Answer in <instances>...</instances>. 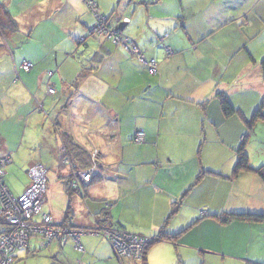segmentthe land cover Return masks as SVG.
<instances>
[{
    "label": "crops",
    "instance_id": "obj_1",
    "mask_svg": "<svg viewBox=\"0 0 264 264\" xmlns=\"http://www.w3.org/2000/svg\"><path fill=\"white\" fill-rule=\"evenodd\" d=\"M0 2L16 21L23 41L33 38L38 40L37 44L56 48L51 62L48 56V62L41 56L43 66L37 70V81L33 79V84L32 80L28 81L38 96L36 106L35 101L32 103V116L43 107L50 117L54 116L47 131L56 138L55 147L46 140L49 148H31L25 154L29 157L27 168L40 164L45 169V177L50 170L56 174V181L67 198L62 215L42 213L51 215L53 224L60 229V223L68 215L66 226L81 230L78 240L82 251L75 248L72 237L64 239L56 232L52 243L58 245L54 256L60 257V264H74L73 251L79 258L77 264L94 254L98 258L109 256L105 261L118 264L104 236L87 231L100 229L101 225L148 237L163 226L169 232L184 229L178 242L153 243L170 247L165 262L160 254L148 262V249L146 264H189L182 253L183 247L199 260L206 251L238 258L237 251L245 246L246 258L251 259L246 264L252 260L264 262L263 221L221 222L215 215L223 211H264V185L251 170L240 171L230 178L236 152L221 141L223 133L216 131L198 104L210 101L217 90L229 92L228 97L240 90L258 91L235 87L236 71L226 78L219 74L228 55L237 54L236 42L230 38L222 43L224 56L211 50L205 56L197 54L196 42L204 38L200 31L222 23L221 12L214 11V17L212 13L206 15L210 0H94L97 12L108 17L112 27L124 21L123 28L117 31L136 44L144 59L156 60L153 75L137 56L123 51L121 42H110L103 36L96 35L93 47L87 46L80 55L75 53L77 40L86 38V32L95 22L86 0ZM127 6L137 10L136 17L134 13H127ZM116 11L120 12L112 17ZM137 24L139 29L135 27ZM154 35L159 39L155 40ZM6 36L0 33L2 48L3 43L8 47L13 42ZM161 46L169 47L173 53L160 56ZM94 52L100 56L91 61ZM0 58L6 61L7 77L20 73L23 60L35 61L28 56L20 60L13 56ZM83 64L92 69L82 71ZM47 86L53 87L55 93L49 94ZM23 87L19 89L24 90ZM51 95H54V104L50 108L46 103ZM140 129L145 132V141L133 142L134 133ZM66 134L87 151L94 167L93 180H96L92 182L91 176L83 181L70 197L65 192L64 181L72 175L73 168H80L65 150L62 138ZM3 135H7L6 131ZM8 151H12L11 143L2 136L0 154H9ZM203 169L221 175L203 174L197 180ZM6 187L13 195L25 188L14 194ZM46 196L43 205L48 201ZM83 235H86V247L81 241Z\"/></svg>",
    "mask_w": 264,
    "mask_h": 264
},
{
    "label": "rangeland",
    "instance_id": "obj_2",
    "mask_svg": "<svg viewBox=\"0 0 264 264\" xmlns=\"http://www.w3.org/2000/svg\"><path fill=\"white\" fill-rule=\"evenodd\" d=\"M127 8V13H134L135 17L137 16V10H134V7L131 9V6H127ZM205 9L206 15L212 13L214 17V11H218L223 14V18H221L222 23L220 25L208 27L200 31L202 33L200 36L204 38L199 39L196 42L198 48L197 54L205 56V53L211 50L213 53L219 52L224 56V50L222 48L223 41L226 38H230L232 41L236 42V46L238 47L237 54L228 55L230 57L223 62L219 74L223 78H226L236 71L238 73V78L235 87L254 88L258 90L256 92H244L240 90L237 94L232 96V99L235 100L236 103H240L241 107L244 110L247 109V112L251 114L264 97V78L262 77L260 67V62L264 59V0H230V2L228 0H210ZM119 12L116 11L115 14H112V17H115ZM135 27L136 29H139L138 24ZM198 29L200 28L198 27ZM145 32L146 30L144 33ZM137 33H140V31L137 30ZM5 35H7L6 38L13 39V42L8 44V47L4 43L1 45L3 48L0 47V56H13L16 60L28 56L35 60L33 63L34 67L31 68L30 72H24L20 69V73L15 72L7 77L8 71L4 64L6 61L4 58H0V137L3 136L4 138H9L11 149L13 151H8L9 154H0L1 175L4 176V181L2 180L3 177L0 178V181L4 182L5 185L12 189L14 194H16L29 182L28 173L26 172L29 168H27L29 157L25 152L31 148H49L48 144H46V140H48L51 147H55L54 144L56 143V138L54 135H50L47 131L50 122H53L52 118L54 116L51 115L50 117L49 112L45 107L42 108V111L38 109L32 116L31 110L34 109L32 103L38 98V96L37 94H34L36 89L33 85L29 86L28 81L32 80L31 84H33V79H38L39 72H37V70L41 69L43 66V62L41 63V56L44 60H46V56H48V61L51 62L56 52V48L37 44L38 40L33 38L23 41L17 29L12 32H7ZM94 37H96L95 34L89 35L84 39L83 37H80L77 40L78 44H76V47L78 50L75 53L80 55L83 50L87 49V46L90 48L93 47L94 44L92 42H94ZM154 37L156 40V35H154ZM121 39V44L125 47L123 48L121 46L123 51L127 52L129 55L132 54L133 56H137L138 52H134L132 46L134 45L133 42L130 41V43H132L131 45L127 38L124 40V37L121 36ZM111 41L112 40H110V42ZM122 41H124V43L127 42L132 46L131 52ZM113 42L117 43L116 41ZM84 43H87L88 45H85ZM165 47L166 49L161 46L160 53L162 52V54L160 56H169L173 53V50L167 46ZM82 56H85V52ZM48 61L46 60V62ZM18 62H16L17 65ZM34 75L36 76L34 77ZM49 76L50 73H48V75L46 74L45 79L47 80ZM22 87L24 90L19 89ZM227 94H229V92L225 93V95ZM53 98L54 95H51L46 103L50 108L54 104ZM36 104L37 102L35 101V106ZM262 113L264 114V108ZM244 127L245 126H243V128ZM5 131L7 134L6 136L3 135L5 134ZM245 133H251L248 136L246 135L245 151L248 154L250 165L256 168L264 163V120L261 117L256 119L251 125L250 130L249 128L245 129L243 134ZM33 137L35 138V141H31ZM231 140H234L233 135L229 137V140L223 141L224 143H227L228 141L231 142ZM230 142L229 144H232L234 147L240 143V140L238 138L235 142ZM20 147L21 149H19ZM32 150L33 149L30 151ZM227 152L228 151L225 150V153ZM3 161H5V163H3ZM22 163L25 164V167ZM45 179L47 180V189L45 182L44 196L47 195L46 198L48 201L44 205L43 203L41 204V207L43 205L42 212L50 211L56 216L62 215L66 210L67 198L64 196L63 190L60 189L58 185L60 183L56 181V174H52L50 170ZM49 207H51V210H49ZM65 219L68 221V216ZM66 220H63L65 221L64 223H66ZM36 221L40 222L39 220ZM3 222V224L8 227L12 226V223L7 224L5 221ZM102 226L103 225L100 227ZM43 233L44 232L41 230L33 233L29 239H27L28 246L23 245L13 250V256L11 257L12 260L16 259L13 264H60V257L54 256L55 252L58 250V245H54L55 242L52 243L56 240L55 236L51 234L52 232H50V230L46 231L50 238L44 236ZM189 238L191 240V237ZM85 239L86 235H83L81 241L84 242ZM13 245H17V243L12 244V246ZM83 245L86 247L85 242ZM110 247L109 250L111 251V256L118 262V264H120ZM186 248H182V253L186 256V261L189 264H246V260H251L246 258L247 254L244 252L246 250L245 246L237 251L238 258L220 256L213 251H206L203 254V257L199 260H195L194 257L191 256L193 254L190 252L188 253ZM170 250L171 249L168 245H152L148 250V262L153 261L156 254H160L162 256V262H165L166 255ZM11 251L12 250H10V252ZM73 253L75 254L73 258L74 264H77L76 260L79 259L76 257L77 252L73 251ZM108 258L109 256L98 258L97 254H94L93 257L90 256L82 259V263L80 264H110V262L108 263L105 261ZM253 261L254 260L251 262Z\"/></svg>",
    "mask_w": 264,
    "mask_h": 264
},
{
    "label": "built area",
    "instance_id": "obj_3",
    "mask_svg": "<svg viewBox=\"0 0 264 264\" xmlns=\"http://www.w3.org/2000/svg\"><path fill=\"white\" fill-rule=\"evenodd\" d=\"M87 7L95 17V23L89 32H104L103 35L107 40L121 42V35L112 26L105 27L109 22L105 16L99 14L96 10L94 0H86ZM126 40V38L124 39ZM129 40V39H128ZM131 40H129L130 43ZM123 44L130 50L133 46L134 52H138L137 58L145 64L148 72L155 73L157 62L153 58L144 59L143 54L133 42L129 43L122 41ZM138 48V49H137ZM169 48V47H168ZM166 49V47H165ZM33 67V63L29 60H23L20 68L24 71H29ZM49 94H53L55 89L51 86L47 87ZM145 139V132L137 130L134 134V141L141 143ZM5 163V161H3ZM94 167L91 166L87 169H72L73 185L79 187L80 182L88 181L93 173ZM2 170L0 169V178ZM29 182L24 190L19 195H13L4 182L0 181V217L7 223L11 224L10 230L0 233V264H10L12 261V253L15 248L27 244V239L30 235L37 231L44 232L43 235L50 238L46 231L50 230L53 236L56 232H60L61 237L64 239L66 236L72 237L74 240L75 248L82 251V245L78 240V233L80 229L72 230L70 226H51V217L46 214H41V204L44 200L45 190V169L40 164H36L27 170ZM37 216L38 219H37ZM39 220L40 222H37ZM10 221V222H9ZM9 222V223H8ZM88 232H99L110 243L112 250L121 262V264H141L143 256V244L146 243L147 237L137 235L124 230L102 227L100 229H87ZM17 243V245H13ZM10 250H12L10 252ZM9 252V253H8Z\"/></svg>",
    "mask_w": 264,
    "mask_h": 264
},
{
    "label": "trees",
    "instance_id": "obj_4",
    "mask_svg": "<svg viewBox=\"0 0 264 264\" xmlns=\"http://www.w3.org/2000/svg\"><path fill=\"white\" fill-rule=\"evenodd\" d=\"M228 1L230 2V0ZM106 19L108 20V17H106ZM105 27H109V24L108 25L106 24ZM16 29H17L16 21L10 16L5 6L0 2V33L3 36H5L7 32H12ZM104 32H100V33L89 32L88 34L86 32L85 36L87 37L93 34L103 36L105 35ZM84 38L85 37H83V39ZM157 38L159 39V36ZM104 39L106 40L105 37ZM99 56L100 55L97 52H94L93 55L90 56V60L92 61L94 59H98ZM260 64H261L260 67H261L262 77L264 78V59L260 62ZM81 68H82V71L84 70V68L92 69L90 67H85L84 64ZM149 74L153 75L151 73ZM214 97L215 98H212L210 101L207 99L204 102H199L198 104L202 105L203 110L205 111L204 114H206L205 117H207L209 121L215 126L216 131L223 133L222 134L223 137L221 139L223 143H224L223 140H229V137L233 135L234 140H231V142L226 141L227 143H224L227 147H229L230 149L234 150V152H236V163H235L234 169L232 170L233 175L231 174L230 178L235 177L240 171L251 170V171L256 172L259 175L264 185V163L260 164L256 168L250 165L248 154L245 151V142H246L247 136L250 135L251 133L243 134L245 129L249 128L250 130L251 125L254 123V121H256V119L261 117L264 120V114L262 113V110L264 108V97L262 98L260 104L256 107V109L251 114L247 112V109L244 110L241 107L240 103H236V101L232 99V96L228 97L222 91H218V90L215 91ZM239 119L243 121V124L240 123ZM243 126H245L244 127L245 129L243 128ZM238 138L240 140V143L237 146H234L235 148L232 146V144H229V142L230 143L235 142ZM62 139H63V143L65 146V150L67 151L69 158L72 161H75L81 170H84L91 166V163L89 162L88 153L84 148L79 146L73 140V138L68 134L64 135ZM132 140L133 142H135L134 135H133ZM203 174L205 175L213 174V175H218V176L221 175L217 171H214L211 169H203L198 174L196 179L198 180ZM2 177H3L2 180L4 181V176ZM72 179H73V175H71L68 179H65L64 181L65 192L68 194V197L71 196L72 192L74 193L75 191H77L76 186L72 184ZM93 179L94 177L92 176L91 178L92 182L96 181ZM176 210L177 208L173 210L171 215H173L176 212ZM215 215L221 222H228L231 220L263 221L264 222V211H259V212L258 211H248V210L223 211ZM67 216L68 215H66L65 218ZM3 221L4 220L0 217V233L10 230V227L3 224L4 223ZM183 230L184 229L180 230L179 232H169V231H166L163 226L154 236L148 237L146 243L143 244V256H142L141 264H146V261H145L146 252L149 249V247L153 245V243L158 242V241H170L172 243L178 242L181 238ZM15 260L16 259H14L13 261ZM247 264H264V263L253 261V262H248Z\"/></svg>",
    "mask_w": 264,
    "mask_h": 264
},
{
    "label": "clouds",
    "instance_id": "obj_5",
    "mask_svg": "<svg viewBox=\"0 0 264 264\" xmlns=\"http://www.w3.org/2000/svg\"><path fill=\"white\" fill-rule=\"evenodd\" d=\"M47 87H48V86H47ZM54 93H55V92H54ZM54 93H53V94H54ZM90 167H91V166H90ZM88 168H89V167H88ZM86 169H87V168H86ZM92 174H93V173H92ZM91 176H92V175H91ZM90 178H91V177H90ZM81 183H83V182H80V184H81ZM4 184H5V183H4ZM80 184H79V186H80ZM25 187H26V186H25ZM18 195H19V194H18ZM43 202H44V200H43ZM41 214H45V213H42V207H41ZM46 215L50 216L49 214H46ZM38 217H39V216H37V219H38ZM50 217H51V216H50ZM52 221H53V220H52V218H51V221H50L51 224H50V225H51V226H54V227L56 228L57 226H55V225L53 224ZM102 227H109V226H108V225H105V226H102ZM102 227H99V228H102ZM112 228H116V229L124 230V229H121V228H119V227H113V226H112ZM97 229H98V228H97ZM97 229H95V230H97ZM124 231H126V230H124ZM127 232H128V231H127ZM130 233H132V232H130ZM134 234H136V233H134ZM137 235H141V234H137ZM30 236H31V235H30ZM30 236H29V237H30ZM142 236H145V235H142ZM145 237L148 238V236H145ZM55 238H56V235H55ZM28 239H29V238H28ZM109 244H110V243H109ZM26 246H28V244H26ZM39 246H40V245H39ZM110 246H111V245H110ZM40 247H41V246H40ZM111 248H112V247H111ZM113 253H114V252H113ZM114 255H115V254H114ZM12 256H13V254H12ZM115 257H116V256H115ZM116 258H117V257H116ZM117 260H118V259H117ZM118 261H119V260H118ZM13 262H14V261L12 260L10 264H13ZM119 262H120V261H119ZM141 262H142V261H141ZM120 263H121V262H120Z\"/></svg>",
    "mask_w": 264,
    "mask_h": 264
},
{
    "label": "water",
    "instance_id": "obj_6",
    "mask_svg": "<svg viewBox=\"0 0 264 264\" xmlns=\"http://www.w3.org/2000/svg\"><path fill=\"white\" fill-rule=\"evenodd\" d=\"M126 23V22H125ZM124 26V21H120L117 26H115L116 30H121ZM89 33V31H87Z\"/></svg>",
    "mask_w": 264,
    "mask_h": 264
},
{
    "label": "flooded vegetation",
    "instance_id": "obj_7",
    "mask_svg": "<svg viewBox=\"0 0 264 264\" xmlns=\"http://www.w3.org/2000/svg\"><path fill=\"white\" fill-rule=\"evenodd\" d=\"M109 22V21H108ZM109 25L111 26V24L109 23ZM65 221H63L62 223H60L61 226L65 227L67 225V223H64Z\"/></svg>",
    "mask_w": 264,
    "mask_h": 264
},
{
    "label": "bare ground",
    "instance_id": "obj_8",
    "mask_svg": "<svg viewBox=\"0 0 264 264\" xmlns=\"http://www.w3.org/2000/svg\"><path fill=\"white\" fill-rule=\"evenodd\" d=\"M9 222H10V221H9ZM9 222H8V223H9ZM5 223H6V222H5Z\"/></svg>",
    "mask_w": 264,
    "mask_h": 264
}]
</instances>
